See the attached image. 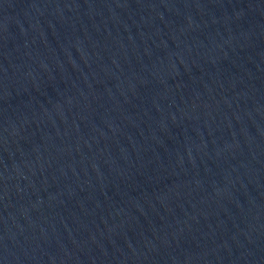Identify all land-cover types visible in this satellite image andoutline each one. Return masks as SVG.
Instances as JSON below:
<instances>
[{
  "label": "water",
  "instance_id": "obj_1",
  "mask_svg": "<svg viewBox=\"0 0 264 264\" xmlns=\"http://www.w3.org/2000/svg\"><path fill=\"white\" fill-rule=\"evenodd\" d=\"M0 264H264V0H0Z\"/></svg>",
  "mask_w": 264,
  "mask_h": 264
}]
</instances>
